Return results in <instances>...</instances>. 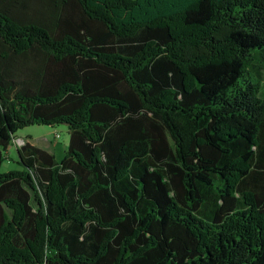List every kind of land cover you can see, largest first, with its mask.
Here are the masks:
<instances>
[{
  "label": "trees",
  "instance_id": "16d2710c",
  "mask_svg": "<svg viewBox=\"0 0 264 264\" xmlns=\"http://www.w3.org/2000/svg\"><path fill=\"white\" fill-rule=\"evenodd\" d=\"M263 74L264 0H0V264H264Z\"/></svg>",
  "mask_w": 264,
  "mask_h": 264
},
{
  "label": "rangeland",
  "instance_id": "374dc122",
  "mask_svg": "<svg viewBox=\"0 0 264 264\" xmlns=\"http://www.w3.org/2000/svg\"><path fill=\"white\" fill-rule=\"evenodd\" d=\"M264 77V74H263ZM264 90V80L262 84V89ZM68 126L67 125H56L54 127L47 126V125H30L21 130H19L16 135L17 136H31L32 139L38 144L43 147H47V149L53 150L56 159L60 160L64 158L65 152L67 150V145L69 144V133H68ZM55 132L60 133V137H55ZM23 140L22 138H20ZM17 154L14 152L12 159H7L3 166L2 172H7L11 169H20L21 166L16 163Z\"/></svg>",
  "mask_w": 264,
  "mask_h": 264
},
{
  "label": "crops",
  "instance_id": "0c3cea01",
  "mask_svg": "<svg viewBox=\"0 0 264 264\" xmlns=\"http://www.w3.org/2000/svg\"><path fill=\"white\" fill-rule=\"evenodd\" d=\"M19 138H26L27 140H30V141H32V144H34V145H37V146H39V147H42V148H45V149H47V147H43V146H40V145H38V144H35L36 142L32 139V137L31 136H29V135H27V136H18ZM14 148H11V151L13 150ZM48 151H50V152H52V153H54V151L53 150H50V149H47ZM55 154V153H54Z\"/></svg>",
  "mask_w": 264,
  "mask_h": 264
},
{
  "label": "built area",
  "instance_id": "2783aa9c",
  "mask_svg": "<svg viewBox=\"0 0 264 264\" xmlns=\"http://www.w3.org/2000/svg\"><path fill=\"white\" fill-rule=\"evenodd\" d=\"M56 137L59 138L60 137V134L59 133H56ZM23 142H24V140L19 139V141L17 143L18 144H21Z\"/></svg>",
  "mask_w": 264,
  "mask_h": 264
}]
</instances>
